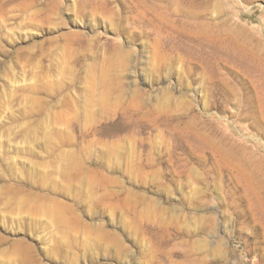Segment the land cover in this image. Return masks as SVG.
Returning <instances> with one entry per match:
<instances>
[{"label": "rangeland", "instance_id": "374dc122", "mask_svg": "<svg viewBox=\"0 0 264 264\" xmlns=\"http://www.w3.org/2000/svg\"><path fill=\"white\" fill-rule=\"evenodd\" d=\"M0 264H264V0H0Z\"/></svg>", "mask_w": 264, "mask_h": 264}]
</instances>
